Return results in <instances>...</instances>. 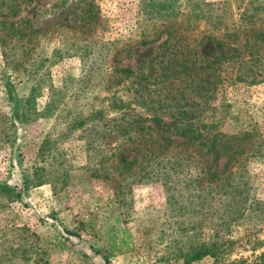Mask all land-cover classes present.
<instances>
[{
  "label": "rangeland",
  "instance_id": "374dc122",
  "mask_svg": "<svg viewBox=\"0 0 264 264\" xmlns=\"http://www.w3.org/2000/svg\"><path fill=\"white\" fill-rule=\"evenodd\" d=\"M8 1L0 0V184L21 197L7 204L0 198V264H186L182 253L219 229L235 241L232 259L252 261L264 252L259 211L247 210L242 224L220 225L215 190L203 191L199 181L203 166L196 160L221 171L227 156L204 146L162 145L181 144L184 130L201 133L196 143L204 144L209 134L254 135L230 143L246 155L226 175L240 185L246 207L264 202V153L247 155L255 137L264 138V52L251 47V33L235 43L229 37L228 54L245 41L249 52H259H246L240 80L234 62L226 66L233 74L208 97L188 87L180 107L197 117L180 118L172 116L174 107L155 106L162 93L179 98L182 58L170 53L180 44L167 35L140 43L167 24L157 15L163 0H12V8ZM232 1L205 0L219 18L215 35L257 18L264 28V0ZM184 3L176 5L182 9L176 25ZM192 24L189 38L206 28ZM195 49L191 59L222 51L213 44ZM144 140L153 141V156L143 151ZM169 154L176 161L166 162ZM121 157L133 162L128 170Z\"/></svg>",
  "mask_w": 264,
  "mask_h": 264
},
{
  "label": "trees",
  "instance_id": "16d2710c",
  "mask_svg": "<svg viewBox=\"0 0 264 264\" xmlns=\"http://www.w3.org/2000/svg\"><path fill=\"white\" fill-rule=\"evenodd\" d=\"M181 0H163L161 8H158L157 15L159 12L164 14V20L167 24H163L161 30L154 29L153 31L144 35L142 40H140L141 45L145 46L150 43L157 42L161 35L169 36L167 38L170 39V43H178L180 47L175 49L171 52V55H176L179 53L181 55V64L180 67L182 68L179 77L177 78L179 84H181L182 88L178 87L179 98H175L174 96H168L165 93L160 95L161 101L155 102V106L158 107V103L161 104L162 107L172 108L174 107V114L172 116L175 117H184V118H195L197 117L194 112H190L187 110V106L181 105V99L185 98L184 90L188 89V87L194 86L196 88L198 95H204L202 99L207 96V92L210 94L211 88H216L220 85L226 75L233 74L232 72L227 73L226 66L229 64H234V62L238 63L239 67L235 72V79L240 80V66L247 58L246 52L249 55H258L259 52H249L246 49L245 43L244 46H237L230 50L228 54L229 47V37L232 36L235 38L234 43L238 38L242 39L246 33H251L253 36V43L251 47H257L262 49L264 52V28H260L257 26V22L261 21L260 18L254 19L252 22H247L245 25L237 28L235 31L233 30L230 34H221L220 36L215 35L213 32L215 31L213 24L215 20L219 21L217 14L213 11L214 5L206 3L205 0H185V13L181 15L183 19L180 21L181 23L176 25L178 21H176V15L180 13L181 4H178ZM233 0L232 2H234ZM9 6L12 8L14 5L11 4L12 0H9ZM11 4V5H10ZM223 5H230V2H222ZM152 9L148 10V13H151ZM257 15V14H256ZM253 19V17H251ZM250 18V19H251ZM203 21L206 28L199 32V34L194 38H189L185 33L189 27H191L193 22ZM10 24V23H9ZM7 24V25H9ZM247 24H251V26H247ZM36 30L30 28V34H35ZM241 35V37H240ZM244 40V39H243ZM206 44H213L219 51L218 54L211 57L209 60H199L198 58L191 59V55L196 53L197 46H204ZM248 55V56H249ZM236 59V60H235ZM172 62V60H171ZM170 62V63H171ZM169 65L171 68H176L175 63ZM126 72H130L129 70H125ZM162 75V74H161ZM172 86L176 87L177 84H173ZM151 91V90H150ZM160 92V90H158ZM208 97V96H207ZM172 101H176V104L172 106ZM188 104V101L185 102ZM204 128V126H202ZM123 127L120 128L122 134H126L125 128L121 130ZM243 136L240 137H254V135L244 133ZM181 136L183 137L184 141L180 144L174 141H170L169 139H165L162 145L172 146L173 149L182 148L185 146H196L198 145V151H202L201 147L204 146L206 149V153H217L220 155L227 156L226 164L221 171H209L208 166H204L205 160H196V164H201L203 166L201 168L200 174L201 177L199 179L203 185V191L210 190L211 193H214V213L216 217L219 218L221 223L220 225H224L229 227L232 223L242 224L246 219L244 215L248 210L250 214L252 212L259 211V217L261 220L264 221V202L260 201H252L246 207V202L243 201L241 196L244 194L240 191V185H235L229 183L228 175L226 172H230L231 166L229 164H238L240 157L244 154V150L238 148V146L233 149L230 143L237 141L240 138L238 135L232 136H225L222 134H214L213 136L208 135L207 137V144H204L202 141L200 143H196L199 139L202 138V134L195 132L193 130H184L181 132ZM257 141L251 142V148L248 149L247 155L257 150L258 153H264V138L260 139L259 137H255ZM242 140V138H241ZM152 143L153 141L144 140L143 144H146L145 149L143 151L148 152L149 156H153V152H149L152 150ZM128 145H133L130 141H128ZM166 145V146H167ZM199 146H201L199 148ZM139 153L142 152V148L139 147L137 149ZM123 151L119 154H122ZM251 154V155H252ZM176 154H169L165 156L166 162H173ZM156 157L152 160L155 161ZM151 161V162H152ZM120 162L123 163L121 169L122 171L128 170L132 165L133 162H129L126 158L121 157ZM196 166V165H195ZM229 194H233V196H237V199L233 197V199H229ZM238 196L240 197L238 199ZM21 194L15 188L10 187L8 185H1L0 184V198L4 199L7 203L15 202L19 200ZM245 203V204H243ZM249 214V215H250ZM246 214V217L249 216ZM245 219V220H244ZM221 229L216 230L214 234L208 235L200 242L194 245V247L188 248V250L182 253L181 257L183 258L184 263L189 264L195 261H199L205 257H210L214 260V264H264V252H261L259 255H256L252 261H249L248 258L240 257L238 259H232V254L235 248V241L230 239L226 236L225 233L220 234ZM69 236H76V234L67 232ZM252 251H256L254 247H252ZM95 253L98 255L103 256V252L99 250H95ZM106 263H108V259L106 256H103Z\"/></svg>",
  "mask_w": 264,
  "mask_h": 264
}]
</instances>
